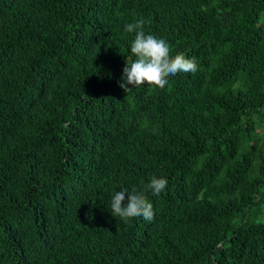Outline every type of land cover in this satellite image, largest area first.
Segmentation results:
<instances>
[{
	"label": "trees",
	"instance_id": "obj_1",
	"mask_svg": "<svg viewBox=\"0 0 264 264\" xmlns=\"http://www.w3.org/2000/svg\"><path fill=\"white\" fill-rule=\"evenodd\" d=\"M139 19L197 71L126 93ZM261 135L264 0H0V264H264Z\"/></svg>",
	"mask_w": 264,
	"mask_h": 264
},
{
	"label": "clouds",
	"instance_id": "obj_2",
	"mask_svg": "<svg viewBox=\"0 0 264 264\" xmlns=\"http://www.w3.org/2000/svg\"><path fill=\"white\" fill-rule=\"evenodd\" d=\"M126 32L134 33L130 51L135 59L127 58L122 70L119 86L127 91L145 83L164 88L168 78L179 72L195 73L197 63L194 57L187 58L183 53L171 55L170 46L166 39L158 38L144 31L143 19L125 25ZM131 85V87H129ZM167 179L153 175L149 182L140 188L133 186L131 191L122 189L111 197V213L127 222L136 217L151 221L154 218L152 203L147 193L158 196L167 186ZM127 194V200L125 197Z\"/></svg>",
	"mask_w": 264,
	"mask_h": 264
},
{
	"label": "rangeland",
	"instance_id": "obj_3",
	"mask_svg": "<svg viewBox=\"0 0 264 264\" xmlns=\"http://www.w3.org/2000/svg\"><path fill=\"white\" fill-rule=\"evenodd\" d=\"M257 129H259V128H257ZM257 129H256V130H257ZM263 136H264V135H261V137H263Z\"/></svg>",
	"mask_w": 264,
	"mask_h": 264
}]
</instances>
